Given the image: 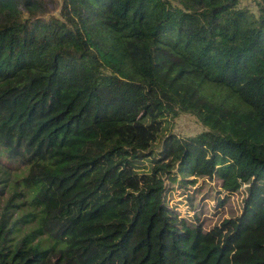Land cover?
Wrapping results in <instances>:
<instances>
[{
  "label": "trees",
  "instance_id": "trees-1",
  "mask_svg": "<svg viewBox=\"0 0 264 264\" xmlns=\"http://www.w3.org/2000/svg\"><path fill=\"white\" fill-rule=\"evenodd\" d=\"M60 1L0 0V264H264V0Z\"/></svg>",
  "mask_w": 264,
  "mask_h": 264
},
{
  "label": "rangeland",
  "instance_id": "rangeland-1",
  "mask_svg": "<svg viewBox=\"0 0 264 264\" xmlns=\"http://www.w3.org/2000/svg\"><path fill=\"white\" fill-rule=\"evenodd\" d=\"M43 8L37 13L38 17L48 20L50 18L60 17V0H42ZM256 0H239V7H246L250 11L256 13ZM55 26V25H54ZM56 28V27H55ZM167 132H174L179 136H191L197 134L204 130L203 125L197 120V118L189 113H181L172 121L166 124ZM162 136H159L158 140ZM162 139V138H161ZM197 185H201V179L197 178ZM208 182V181H206ZM176 187V183H173ZM212 182L199 188L200 193L194 196V207L199 206L203 211L199 215V219L204 221L207 226H212L218 224L223 218L237 214L240 212L242 205V200L246 196V190L244 187L229 197L220 206L216 205V200H214V195L217 199L223 198V193L220 189L211 188ZM211 188V189H210ZM171 191V190H170ZM192 190H176L173 189L169 198V203L175 207L181 214L193 215V208L190 206V201L187 200L185 194Z\"/></svg>",
  "mask_w": 264,
  "mask_h": 264
}]
</instances>
